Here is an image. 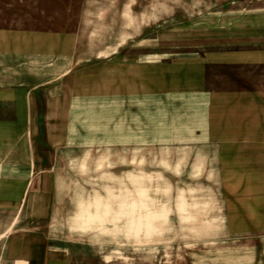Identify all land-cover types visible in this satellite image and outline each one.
<instances>
[{
    "label": "crops",
    "instance_id": "crops-1",
    "mask_svg": "<svg viewBox=\"0 0 264 264\" xmlns=\"http://www.w3.org/2000/svg\"><path fill=\"white\" fill-rule=\"evenodd\" d=\"M31 1L61 18L0 27V235L11 231L3 264H75L50 251V220L65 194L51 186L63 178L56 164L66 162L67 139L82 136L102 141L95 148L105 147L109 161L119 150L117 161H128L132 115L145 123L138 137L213 163L224 226L264 227V11L218 22L199 46L163 58L141 13L91 10L92 0L61 10L49 4L66 0ZM81 115L93 119V132L71 121Z\"/></svg>",
    "mask_w": 264,
    "mask_h": 264
},
{
    "label": "rangeland",
    "instance_id": "rangeland-1",
    "mask_svg": "<svg viewBox=\"0 0 264 264\" xmlns=\"http://www.w3.org/2000/svg\"><path fill=\"white\" fill-rule=\"evenodd\" d=\"M71 1L50 3V10L77 6ZM92 1L91 10L141 13L146 40L153 41L154 35L160 39L163 58L199 46L207 28L218 22L229 27L251 12L264 11V0ZM36 5L31 0H0V27L57 25L59 14L42 13ZM97 36L103 41V33ZM132 108L137 112L135 104ZM147 112L152 105L141 118ZM70 118L94 131L90 116ZM131 118L134 131L124 152L130 156L126 162L117 161L119 148L109 161L105 147L96 150L97 144L104 145L97 139H67L61 152L66 162L55 168L63 178L51 182L65 194L50 220V251L73 256L75 264H264V227L224 226L213 163L193 161L191 148L154 146L153 139L138 137L144 134L137 131L145 128L144 121ZM75 142L81 150H73ZM4 233L0 249L10 228Z\"/></svg>",
    "mask_w": 264,
    "mask_h": 264
},
{
    "label": "bare ground",
    "instance_id": "bare-ground-1",
    "mask_svg": "<svg viewBox=\"0 0 264 264\" xmlns=\"http://www.w3.org/2000/svg\"><path fill=\"white\" fill-rule=\"evenodd\" d=\"M95 216V215H94ZM90 217V216H89ZM148 217V216H147ZM92 218H93V216H92ZM104 218V217H103ZM122 218V217H121ZM131 218V217H130ZM144 218V217H143ZM87 219V218H86ZM89 219V218H88ZM152 219V218H151ZM104 220V219H103ZM130 220V219H129ZM86 226V225H85ZM145 229V228H144ZM137 230H139V229H137ZM140 231V230H139ZM144 231V230H143ZM130 234V233H129ZM139 234V233H138ZM136 235V234H135ZM134 236V235H133Z\"/></svg>",
    "mask_w": 264,
    "mask_h": 264
}]
</instances>
